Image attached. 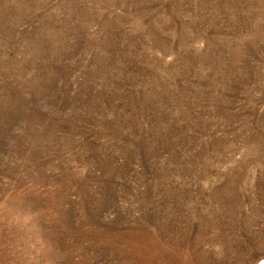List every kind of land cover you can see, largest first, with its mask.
Masks as SVG:
<instances>
[{
  "label": "rangeland",
  "instance_id": "rangeland-1",
  "mask_svg": "<svg viewBox=\"0 0 264 264\" xmlns=\"http://www.w3.org/2000/svg\"><path fill=\"white\" fill-rule=\"evenodd\" d=\"M264 262V0H0V264Z\"/></svg>",
  "mask_w": 264,
  "mask_h": 264
},
{
  "label": "bare ground",
  "instance_id": "bare-ground-1",
  "mask_svg": "<svg viewBox=\"0 0 264 264\" xmlns=\"http://www.w3.org/2000/svg\"><path fill=\"white\" fill-rule=\"evenodd\" d=\"M259 264H264V262H260Z\"/></svg>",
  "mask_w": 264,
  "mask_h": 264
}]
</instances>
